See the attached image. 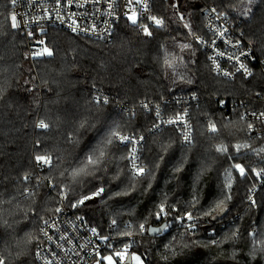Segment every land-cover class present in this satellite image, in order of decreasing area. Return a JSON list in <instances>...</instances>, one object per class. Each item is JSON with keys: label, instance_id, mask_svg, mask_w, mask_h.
Segmentation results:
<instances>
[{"label": "trees", "instance_id": "obj_1", "mask_svg": "<svg viewBox=\"0 0 264 264\" xmlns=\"http://www.w3.org/2000/svg\"><path fill=\"white\" fill-rule=\"evenodd\" d=\"M211 5L244 30L264 59V0L251 4L248 0H154L152 15L162 25H147L151 35H146L141 27L145 17L139 20L141 26L125 19L108 43L48 28L43 35L52 55L39 56L34 63L28 59L25 37L11 27L10 0H0V254L5 264H39L34 257L41 243L38 226L55 206L46 187H36L35 156L46 153L54 167L45 168L43 175L55 182L56 189L68 185L65 205L102 234L120 238L119 245H129L130 254H138L144 264H264V187L254 204L246 199L257 185L256 172L264 169V135L249 136L239 108L222 105L223 100L264 95V75L258 69L253 76L225 80L211 71L202 45L194 39L205 32L202 10ZM183 44L191 47L182 48ZM165 59L173 66L167 67ZM190 94L199 97L190 114L195 131L191 145L181 144L174 128L145 137L142 159L152 177L128 185L119 173L123 166L127 169L125 160L121 167L113 154L93 176L72 182L69 171L110 124L117 123L121 133L142 135L155 121L153 110L141 107L143 102ZM97 96H107L109 102L98 104ZM86 102L91 103L89 110ZM41 119L49 124L47 129L36 127ZM209 121L216 124V133L208 132ZM238 144L248 147L237 151ZM218 145L227 151L218 152ZM114 152L124 154L129 165L128 147L114 142L107 153ZM237 164L245 175L234 167ZM25 174L32 179L24 181ZM25 187H32L33 195L22 194ZM100 187L104 188L100 196L71 206ZM221 200L224 211L217 214ZM161 203L168 215L157 219ZM208 210L215 220L203 215ZM188 212L213 221L210 228L216 229L215 235L203 227L181 240L175 230L177 217ZM219 220L224 222L222 228ZM164 222L170 226L162 235L147 231ZM125 231L133 236L121 235ZM28 233L33 242L17 244ZM213 238L221 243L213 245ZM170 241L171 248L165 250Z\"/></svg>", "mask_w": 264, "mask_h": 264}, {"label": "built area", "instance_id": "obj_2", "mask_svg": "<svg viewBox=\"0 0 264 264\" xmlns=\"http://www.w3.org/2000/svg\"><path fill=\"white\" fill-rule=\"evenodd\" d=\"M146 2L148 7L144 10L141 5L133 3L130 6L128 0H115V10L112 15H108L109 11L107 8V3L105 0H101L100 3L94 4L92 0H74L71 6H67L66 0H61V4L58 6L56 0H18L16 5H11V12L17 13V20L19 22L18 30L23 37H25L27 55L30 62L34 63V60L42 55H34L35 53L42 52L47 46L45 45L44 33L43 31L48 28H60L64 31L71 32L76 35L85 36L93 40H99L102 42H111L114 34L116 32L117 25L128 19L125 13L132 15V10H135L137 19L145 17L149 20L150 25H156L153 21L149 19L152 15V7L154 0H142V3ZM78 4H83V7H78ZM215 9V12H211V9ZM202 13L205 15V32L197 33L194 35L200 37L205 41L202 45L203 50L208 57V62L211 71H213L217 76L222 79L234 80L237 78H247L242 72H236L235 61H229V55H239L240 60L246 64L249 70L252 72L253 76L256 70L260 69L264 75V59L257 55V49L253 41H251L245 34L244 30L238 27L233 20H231L226 14L221 13L213 5L206 6ZM159 18V17H157ZM160 19V18H159ZM75 20L79 25L77 31L72 30V21ZM95 24L96 31L93 33L91 31L92 25ZM80 29H88L87 32L81 31ZM223 31L224 35L220 36L219 32ZM31 33V35H29ZM43 41V43H41ZM197 41V40H196ZM215 41V44L212 42ZM237 41L239 44L237 45ZM235 45V46H234ZM219 52H224L223 57L219 56ZM241 52L248 53L247 56L240 55ZM45 55V54H43ZM209 57H215L216 64H219L221 71L216 70V65L213 63ZM235 64V67H234ZM223 71H228L234 73L232 77H226L223 75ZM216 98V97H215ZM199 103V97L196 94H190L185 96H173L166 98L161 102L157 103H147V110H153L155 121L147 129L148 132L142 135H132L125 134L134 137L137 141L135 144H121L117 141L120 146H125L129 148V153L132 151L133 147L136 148V155L138 160L137 164L144 166L146 169V163L142 159L143 153V143L145 137L148 133H157L162 129L174 128L178 130L180 135V142L183 145H188L183 139V131L181 125L179 124H166L164 121L169 118H175V116L180 113L183 114L187 112L185 121L191 126L192 142L194 139V129L191 119V110L194 106ZM232 108H239L241 115L244 116V120L248 124H252L253 128L247 129L249 136H263L264 135V118H258L261 112H264V95L262 93H257L255 96H249L242 100H223L222 105L228 104ZM159 108L160 116L157 117L156 111ZM123 108L127 109V106ZM257 115H252V113ZM154 124H159L158 128H154ZM209 133H211L208 130ZM143 137V140L140 139ZM129 157V154H128ZM129 165L132 168L130 159ZM36 164V161H34ZM40 167L36 164V172L40 177L38 183L43 181L47 184L48 190H52L50 187V181H47L45 177L41 174ZM257 185L252 187L247 195V200L249 203L254 204L256 202V194L259 190L264 187V172L257 176ZM54 184V183H52ZM61 212L54 214L45 220L49 221L51 225L55 222V227H46L44 222L41 227H46L48 235L52 237L51 240L47 239L41 232V243L36 247L35 250V260L39 264H45L43 258H47L53 261V264H108V261L103 259V257L111 256L113 264H128L127 258L130 254L129 249L125 252V246H120L117 240L110 236L102 234L97 230L89 221L84 219L82 215L72 210L64 203V198L59 203ZM192 221L197 225V227L191 232H186L183 227H181L180 221L177 222V230L183 235L196 234L203 231V227L207 228L210 235H215L216 229L210 228L212 224L209 219H200L194 217ZM187 223V221L185 220ZM217 225L222 228L224 222L219 220ZM116 227V224L113 225ZM95 228L96 233H93L91 229ZM65 237V239H60V237ZM133 236V235H132ZM107 237L108 239H103ZM40 251L41 257H37L36 253ZM123 253V258L121 256L115 255V253ZM54 254V255H53Z\"/></svg>", "mask_w": 264, "mask_h": 264}, {"label": "snow or ice", "instance_id": "obj_3", "mask_svg": "<svg viewBox=\"0 0 264 264\" xmlns=\"http://www.w3.org/2000/svg\"><path fill=\"white\" fill-rule=\"evenodd\" d=\"M17 2H18V0H11L12 5H16ZM73 2H74V0H66L67 6H71ZM92 2L94 4H98V3L101 2V0H92ZM105 2L107 3V8L109 10L107 12V14L108 15H112V13L115 10V0H105ZM56 3L59 6L61 4V0H56ZM133 3L139 4V5L142 6V8L144 10H147L148 5H147L146 2L142 3V0H128V4L126 5V7L132 5ZM248 3L249 4L253 3V0H248ZM77 6L78 7H83L84 5L83 4H78ZM174 7H175V5H174ZM210 11L211 12H215L216 10L213 8ZM250 11H251L250 8L246 9L244 14L246 15ZM17 15L18 14L15 13V12H12L11 15H10L11 27L13 29L19 27V22L17 20ZM125 15L127 16L128 20H130L133 25L141 26V25L138 24L137 16H136V13H135L134 9L132 10V15H128L127 13H125ZM149 19L151 21H153L158 26L163 24V21L161 19L155 17V16H150ZM181 19H183V17H181ZM141 27H142V30L144 31V33L146 35H151V32L148 31V27L146 25H143ZM185 27L187 28V27H189V25L185 24ZM78 29H79V25L77 24V22L75 20H73L72 21V30L75 32ZM80 30L84 31V32L88 31V29H80ZM91 31L93 33H95V31H96L95 24L92 25ZM29 35H31V33H29ZM219 35L223 36L224 32L223 31L219 32ZM196 40L200 44H204L205 43V41H203L200 37H196ZM41 43H43V41H41ZM212 43L215 44V41H213ZM238 44H239V41H237V45ZM181 47L182 48H189L191 46L189 44H183V45H181ZM43 54H47V55L51 56L52 52L48 48L45 47L42 52L35 53L34 55H43ZM218 55L223 57L225 55V53L224 52H219ZM240 55L247 56L248 53L241 52ZM209 59H211L213 61V63L216 65V70L218 72L221 71L219 64H216L215 57H209ZM228 60L229 61H233L234 60L235 64L239 65L238 67H236V72H242L245 77L252 75V72L249 70V68L246 66V64L243 63L240 60V56L239 55H229L228 56ZM164 63H165V65L167 67H172L173 66L172 63L168 59H165ZM235 64H234V67H235ZM223 75L226 76V77H232V76H234V73H230L228 71H223ZM94 100L98 104L99 103L107 104L109 102L107 96H103V97L97 96V97H94ZM143 107L147 108L148 105L147 104H143ZM156 115H157V117L160 116V112H159V108L158 107H157ZM252 115L255 116L257 114L253 112ZM186 116H187V112L186 111L183 114L178 113L175 116V118H169L168 120L164 121V123L181 125L182 128L184 129V131L182 133L183 134V139H184L186 144L191 145L192 144L191 126L185 121V117ZM240 118H241V120H243L244 116L241 115ZM258 118H264V112H261L259 114ZM83 126L84 125L82 123L81 127H83ZM36 127L41 128V129H47L49 127V124H47L43 119H41L36 124ZM153 127L154 128H158L159 124H154ZM248 128L251 130L253 128V125L251 123L248 124ZM117 129H118V126H117V128H112L106 134V136L104 138L99 140L95 144V146L91 147L90 150L85 152V154H84L82 159H79V162H78L77 166L73 167L69 171V175H70V177L72 179V182H74V183L75 182H79L83 177L93 176L97 171H99L100 168H101V165L105 162L106 155H107L109 147L111 145H113L114 142L118 141L121 144H129V143L135 144V143H137V141H136V139L134 137H131V136H128V135H123ZM208 129L212 133H216L218 131L217 127H216V124L214 122H212V121H209ZM140 139L143 140V137H140ZM235 147H236L237 151H239L241 147H248V145H239L238 144V145H235ZM216 150L218 152H225V151H227V148L224 145H218ZM262 151H264V149H262ZM121 158L123 159L124 157H121ZM128 158L130 159V162H131V165H132L131 176H132L133 180H135L137 177H146V176L151 175V170L150 169H146L144 166L137 164L136 161L138 160V157L136 155V148L135 147H133L132 151L129 153V157ZM35 161H36L37 166L40 167L41 169H43L45 166H48L49 169L54 167V165L52 163V157L49 154H47V153L43 154V155H36L35 156ZM234 167L239 170V173H240L241 176L245 175V169L241 165L237 164ZM253 171H255V170H253ZM262 172H264V169H262L259 172H256V175L259 176V175H261ZM60 175L64 176V172H61ZM23 179H24V181H30L32 179V177L29 174H25ZM45 179H47V177ZM49 186L52 187V188H56V185L52 184V183H50ZM227 186L231 187V184L229 183ZM67 188H68V185H64L63 188L60 191V195L63 198H67V192L65 191V189H67ZM103 192H104V188L100 187L95 192H93L91 196H83L81 199L77 200L76 203L72 204L71 206L72 207H76L79 204H83L85 200L92 199L95 196H100ZM22 194L30 196V195H33V192L29 188L25 187ZM120 194L121 193H119V192L116 193V195H120ZM229 199H230V197H229ZM223 203H224V201L221 200V201H219V203L216 204L215 210L217 211V214H219L220 212L224 211V208L222 206ZM158 208H159V210L155 213V216H156L157 219H160L162 216H167L168 215V213L165 210V204L164 203H161L160 205H158ZM55 212L59 213V212H61V209L60 208H56ZM203 215L210 216L211 219H213V220L216 219L215 216H212V210L205 211L203 213ZM177 219L180 220L181 227H183L186 232H191L192 230H194L197 227V225L192 222L194 220V218H193V215H192L191 212H188V213L184 214L183 216H179V217H177ZM185 220L187 221V223L185 222ZM112 224L115 225L116 221L113 220ZM44 225L46 227H55V222H53L50 225L48 220H44ZM169 226H170L169 223L165 222L162 225V227H160V228H149V229H147V231H149L151 233H154V234H157V235H162L163 233H165L168 230ZM46 227L40 228V232L47 239L51 240L52 237L48 235V232L46 231ZM130 228H131V225H126V229H130ZM91 231L93 233H96V229L95 228L91 229ZM145 231H146L145 224L141 223L139 225L140 234H143ZM121 235L131 236L132 233H131V231H125L124 233H121ZM232 235L235 236L236 233H233ZM183 238H184V236H183V234H181L180 239L183 240ZM33 239H34V237L32 236V234L28 233L27 236H26V239H24L23 241H17V244H20V243L31 244L33 242ZM60 239H65V237L62 236V237H60ZM103 239L107 240L108 238L104 237ZM172 241H176V237L175 236L172 237ZM172 241H170L168 244L164 245L165 250H169L171 248ZM210 242L213 245L221 243V241L216 240L214 238L211 239ZM262 243H264V242H262ZM128 247H129V245H125V249H124L125 252L127 251ZM36 255H37V257H41V252L38 251L36 253ZM115 255L121 256L123 258V253H121V252H117V253H115ZM130 258H131V260H134L136 262V264H144V261L138 255L133 254V255H131ZM43 259H44L45 264H53L52 260H49L47 258H43ZM103 259L107 260L108 264H113V260H112L111 256L103 257ZM0 264H5V257L2 256V255H0ZM97 264H99V261H97Z\"/></svg>", "mask_w": 264, "mask_h": 264}, {"label": "rangeland", "instance_id": "obj_4", "mask_svg": "<svg viewBox=\"0 0 264 264\" xmlns=\"http://www.w3.org/2000/svg\"><path fill=\"white\" fill-rule=\"evenodd\" d=\"M140 19H142V18H139V19H137L138 20V23H139V20ZM146 19V23L144 24V25H150V23H149V20L147 19V18H145ZM149 30V29H148ZM51 52H52V50H51V48H49V47H47ZM47 55V54H46ZM47 56H49V55H47ZM87 103V106H88V110H89V108H90V106H91V103H89V102H86ZM92 110V109H91ZM70 112H72V114H74V115H77V114H79V113H77L76 112V110L75 109H71L70 110ZM72 118V117H71ZM72 119H74V118H72ZM76 121V119H74V122ZM73 122V123H74ZM116 126H117V123H115V122H113V124H110V126L108 127V128H106V130L104 131V133H105V135L103 136V137H101V138H99V140H101L102 138H104L105 136H106V134L112 129V128H116ZM93 146H95V144L93 145ZM114 154V160L117 162L118 161V163H119V166H121V165H123L124 163V160H125V165H127V169L125 168V166H121L122 168H120L119 169V173L123 176V179H124V182H126L128 185H129V183H131V181H132V185H136L137 183H140V182H142V179H140V178H143V177H137L135 180H133L132 179V176H131V174H129L128 172H130L131 171V169L129 168L130 167V165H128L127 164V160H126V156L124 155V154H122L121 152H114V153H107V155L106 156H109V155H113ZM128 154H129V152H128ZM51 156V155H50ZM52 157V156H51ZM121 157H124L123 159L121 158ZM52 163H53V158H52ZM129 163V162H128ZM146 167H147V169H149V166H147V164H146ZM45 168H49L48 166H45L44 168H43V170L45 169ZM43 170H41V174H42V176L43 177H47V181H50V182H52V183H54L55 184V182H53L52 180H50L51 178L49 177L48 178V176H45V174L43 175ZM130 170V171H129ZM36 174H37V172H36ZM124 174V175H123ZM37 177H38V181H39V179H40V177L38 176V174H37ZM148 178H150V177H152V174L151 175H149V176H147ZM38 181H37V183H36V187L37 186H44V187H46V191H48L49 193H51L52 195H53V197L51 198V200H54L55 201V206L53 207H50L49 208V211H50V214H48V215H46V216H44V218L42 219L43 221H42V223L44 222V220L46 219V218H48L49 216H51V215H53L54 213H55V209L56 208H58L59 206V203H60V201L62 200V196L60 195V191H61V189L63 188V186L65 185V184H62L58 189H56V188H53L52 190H48V187H47V184L43 181L42 183H38ZM143 181H144V178H143ZM29 189L30 190H32V187H29ZM65 191L67 192V198H68V194H69V190H68V188L67 189H65ZM96 190H93L92 192H90V195H92V193L93 192H95ZM89 195V193L87 194V196ZM54 198H56V199H54ZM67 198H64V203H65V200H67ZM194 217H196V216H194ZM42 223L38 226V228L40 229V227H41V225H42ZM175 230H177V225L175 226ZM39 232V231H38ZM177 232L178 233H180L179 232V228H178V230H177ZM182 233V232H181ZM180 233V234H181ZM187 236V235H186ZM189 236V235H188ZM121 245V244H120ZM121 246H125V244H123V245H121ZM128 249H130V246L128 247ZM133 254H135V255H138V254H136V253H133ZM132 254V255H133ZM1 255V254H0ZM139 256V255H138ZM34 257H35V254H34ZM132 264H136V262L133 260V262H132Z\"/></svg>", "mask_w": 264, "mask_h": 264}, {"label": "water", "instance_id": "obj_5", "mask_svg": "<svg viewBox=\"0 0 264 264\" xmlns=\"http://www.w3.org/2000/svg\"><path fill=\"white\" fill-rule=\"evenodd\" d=\"M164 223H165V222H164ZM164 223H163V224H164ZM163 224H161L160 226H150L149 228H160V227H162ZM150 234H151V235H157V234H154V233H151V232H150ZM130 257H131V254H129V256H128V258H127V263H128V264H132V262H133V260H131Z\"/></svg>", "mask_w": 264, "mask_h": 264}]
</instances>
